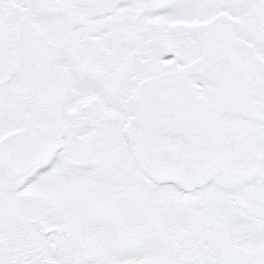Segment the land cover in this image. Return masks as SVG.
Listing matches in <instances>:
<instances>
[{"label": "snow or ice", "instance_id": "1", "mask_svg": "<svg viewBox=\"0 0 264 264\" xmlns=\"http://www.w3.org/2000/svg\"><path fill=\"white\" fill-rule=\"evenodd\" d=\"M0 264H264V0H0Z\"/></svg>", "mask_w": 264, "mask_h": 264}]
</instances>
